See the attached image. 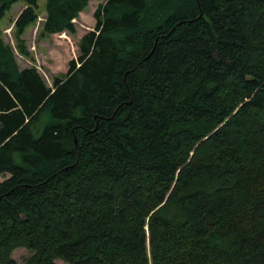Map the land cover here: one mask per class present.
Returning a JSON list of instances; mask_svg holds the SVG:
<instances>
[{
  "label": "trees",
  "instance_id": "16d2710c",
  "mask_svg": "<svg viewBox=\"0 0 264 264\" xmlns=\"http://www.w3.org/2000/svg\"><path fill=\"white\" fill-rule=\"evenodd\" d=\"M170 5L108 0L52 88L0 40V264H264V0Z\"/></svg>",
  "mask_w": 264,
  "mask_h": 264
},
{
  "label": "rangeland",
  "instance_id": "374dc122",
  "mask_svg": "<svg viewBox=\"0 0 264 264\" xmlns=\"http://www.w3.org/2000/svg\"><path fill=\"white\" fill-rule=\"evenodd\" d=\"M107 1L90 0L86 9L74 21L75 33L66 32L45 37L41 35V31L47 17L44 10L46 0H40L38 20L26 29L20 40L17 38L15 26L26 6L22 2H14L0 22V40L7 49L11 50L18 70L36 69L47 86L52 88L54 78L59 74H66L70 62L78 59L80 55L79 42L83 36L94 30L95 13ZM169 2L170 6L174 5V0H169ZM262 119L264 120V118ZM5 177L9 176L0 177V184L5 181ZM29 255L28 250L17 249L12 257L17 264H23ZM56 264L67 263L57 260Z\"/></svg>",
  "mask_w": 264,
  "mask_h": 264
}]
</instances>
